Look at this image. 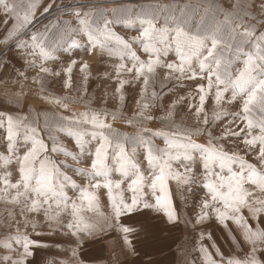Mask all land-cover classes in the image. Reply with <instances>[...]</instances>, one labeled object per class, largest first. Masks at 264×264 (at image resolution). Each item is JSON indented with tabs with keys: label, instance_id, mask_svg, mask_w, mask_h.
I'll return each instance as SVG.
<instances>
[{
	"label": "snow or ice",
	"instance_id": "6c2138e0",
	"mask_svg": "<svg viewBox=\"0 0 264 264\" xmlns=\"http://www.w3.org/2000/svg\"><path fill=\"white\" fill-rule=\"evenodd\" d=\"M35 7V4H29L21 16V5L15 0H0V12L13 19L16 25L8 32L5 42L7 43L8 37L19 41L17 48L29 67H37V54L44 61L55 60L57 50L64 45H68V50L83 48L90 54L99 48L101 52L108 50L110 54L114 52L119 56L121 63L115 69L117 76L124 71H135L136 79L143 77L142 96L154 80L157 69L166 68L162 85L172 79L193 82L207 80L206 85L202 82L196 84L199 105H190L195 108L198 119L204 113L206 97L213 89L217 105L221 104L226 93H230L227 103L232 104L239 99L241 111L233 113L222 109L211 122L204 114L203 129L175 126V130L169 132L140 128L135 136L122 134L111 123L106 122L109 115L113 120L117 118L115 113H108L106 109L59 116L52 123L45 118L44 130L52 141L51 148L41 136L39 117H14L11 114L0 117V128L6 131L7 149L11 154L3 159L11 161L15 157L19 174L15 183L11 181L10 173L6 172L0 177V183L3 184L0 192L15 191V195L5 202L20 206L21 214L43 210L44 215L52 222L51 226L66 228L76 238L77 246L84 241L81 233L94 239L108 228H119L123 233L124 245L131 247L128 239L131 229L120 224V218L124 214L138 211L142 205L143 209L163 213L166 223L175 227L179 217L168 195L167 181L175 179L178 183L188 185L189 190H192V185L200 184L206 190L207 197L201 201L196 224L208 220L211 209L224 228H228L229 220L235 223L242 231L245 242L250 245V251L246 250V259H230L227 264H264V228L250 224L248 218L242 214V209L246 208L252 220L257 224H264V171L258 170L254 164L248 163L236 153L225 152L223 146L219 145L222 139L243 137V143L250 151H255L258 146L257 159L264 166V0H235L230 10H223L215 3L165 4L159 0L139 9L90 7L82 4L71 13L78 22L76 27H72L69 21H57L56 27L49 24L43 29H36L24 40L23 33L16 29H25L32 23ZM51 7L49 5L45 11ZM221 15L223 19H218ZM136 22L139 23V35L130 40H125L113 30L116 25ZM76 36L86 39L80 41L74 38ZM133 44L142 48L148 55L147 60H142L136 54ZM170 53L175 57L171 62L167 60ZM3 55L6 53H0V56ZM125 59L131 62V67L123 62ZM238 64L241 66L237 67ZM75 65L76 61L72 60L65 70L68 77L64 82L65 87H71V74ZM39 69L41 73L50 71L43 63L39 65ZM81 71H87L86 64L81 66ZM34 82L44 90L43 79H36ZM125 83L126 81L120 80L117 88V92L121 93V100L124 99L122 89ZM151 97L153 100H160L162 93L153 91ZM63 106L68 107L67 104ZM149 107V103H142L138 117L128 118L127 123L136 128L138 118L142 121L152 119L145 111ZM226 117H231V120L224 135L213 136L209 128L217 120ZM237 120L243 121L244 127L237 126L238 130H234L231 125ZM53 128L66 130L69 136L74 137L79 151L73 154L57 147L56 137L52 134ZM256 129L259 130L258 133ZM201 133L207 134V145L192 140L193 135ZM87 136L96 141L95 146L91 144V140L86 139ZM156 137H162L166 147H156L153 143ZM21 140L25 148L22 155L18 154ZM125 145L145 148L150 184L133 159L135 149L130 154ZM51 153H62L66 160H54ZM110 154L118 165L115 169L109 166ZM67 158L75 164H68ZM81 158L90 161L88 167L76 166ZM173 163L182 166L184 171L174 169ZM197 163H201L203 167V176L200 179L193 175V166ZM63 168L71 169L86 178L87 186L77 185L62 171ZM113 171L130 180L128 189L133 193L131 203L126 202L119 191L116 195L113 194V189L119 190L122 183V180L113 181ZM145 185L150 187L154 203L142 198ZM101 186L107 189L112 215L103 225L87 224L81 213L85 210V202L88 210H92L95 200L89 188L97 189ZM69 187L79 191V204L67 195L65 189ZM257 191L260 196L256 195ZM61 210L71 217L67 224H61L59 220ZM7 215L13 217L11 211ZM109 220L115 223H109ZM200 238L204 239L203 233ZM8 240H14L23 252L20 259H13L10 255L0 257V264H25L26 258L33 255V247L46 246L29 239L27 235H20L18 227L17 235L9 236ZM6 246L10 252L15 251L10 244ZM199 251L206 264H220L203 245ZM72 255L76 257V249L72 250ZM76 264L81 262L77 260Z\"/></svg>",
	"mask_w": 264,
	"mask_h": 264
},
{
	"label": "rangeland",
	"instance_id": "374dc122",
	"mask_svg": "<svg viewBox=\"0 0 264 264\" xmlns=\"http://www.w3.org/2000/svg\"><path fill=\"white\" fill-rule=\"evenodd\" d=\"M15 2L21 5L19 10L21 16L24 8L29 4L36 5L32 23L25 29L18 27L16 29L22 32L23 39L27 40L36 29H43L49 24L56 27L57 21H69L72 27H76L78 22L71 13L82 4L90 7L139 9L141 6L155 3L156 0H15ZM159 2L165 4L170 2L180 4L215 3L223 10H230V6L235 0H159ZM49 5L52 6L51 9L45 11ZM218 19H223V16H219ZM14 27H16L14 20L0 12V53H6V55L0 56V117H6L8 114L14 117H39L41 136L49 148L52 147V141L48 137L47 131L44 130L45 118L52 123L54 118L59 116H72L74 113L93 110L99 112L106 109L108 113H115L117 117L113 120L109 115L106 117V122L111 123L113 128L122 134L135 136L140 128L169 132L174 131L175 126L203 129L205 127L203 124L204 114L211 122L222 109L233 113L241 111L239 99L232 104L227 103L230 93H226L224 100L220 105H217L214 97L215 90L213 89V92L206 97L203 106L204 113L198 119L195 108L190 107V105H199V93L196 84L202 82L206 85L207 80L193 82L172 79L162 85L161 81H164L166 68L157 69L154 80L142 96L143 77L136 79L135 71L132 73L124 71L120 76H117L115 69L121 63L119 56L114 52L110 54L108 50L101 52L99 48L90 54L83 48L68 50V45H64L57 50L55 60L44 61L37 54L35 57L37 67H29L17 48L19 41L8 37L7 43L5 42L8 32ZM113 30L125 40H130L139 35V23L119 24L114 26ZM74 38L80 41L86 39L83 36ZM70 43L69 40L68 44ZM110 47L114 46L110 45ZM132 48L142 60L148 59V55L143 52L138 44H133ZM174 59L172 53L167 57L169 62ZM72 60L76 61V65L72 69L71 87H65L64 82L68 79L65 70ZM123 62L127 67L132 66L128 59ZM41 63L50 70L49 73L40 72L39 65ZM83 64L87 65L86 72L81 71ZM236 66L240 67L241 65ZM17 73L24 75L19 76ZM56 73L59 75H55ZM85 77H87L86 83ZM36 79H43L44 90H41L40 85L34 82ZM120 80L126 81L122 89L123 100L120 99L121 93L117 92ZM153 91L162 93V98L153 100L151 97ZM57 100L60 102L58 103ZM142 103H149L150 107L145 111L152 119L142 121L138 118L136 128H133L127 123V119L133 116L138 117ZM64 104H67L68 107L65 108ZM169 112H171V116H169ZM230 120L231 117L217 120L209 128V131L212 132L213 136H223L229 127ZM237 126L244 127V122L237 120L235 124L231 125L234 130H238ZM258 131L256 129L257 133ZM52 134L56 137L57 147L73 154L79 151L75 138L69 136L66 130L53 128ZM191 138L196 143L208 144L207 134H195ZM86 139L91 140V144L95 146L96 141L90 136H87ZM153 143L158 148L166 147L162 137L154 138ZM219 145L223 146L225 152L236 153L248 163L254 164L258 170L264 171V166L257 159L258 146L255 151H250L243 143V137L240 139L234 137L222 139L219 141ZM125 147L130 154L135 149L133 159L138 163L141 172L150 184L145 148L132 145H125ZM18 148V154L22 155L25 150L22 140ZM10 155L7 149L6 131L4 128H0V177H3L6 172L10 173L11 181L15 183L19 179L15 157L11 161L3 159V157ZM51 156L54 160H66L62 153H51ZM67 163L75 164L70 158H67ZM108 163L113 169L118 167L111 154ZM89 164L90 161L81 158L80 163L76 166L83 168L88 167ZM233 167L235 169L236 166ZM173 168H179L181 172L184 171L183 167L176 163H173ZM62 171L66 172L80 187L87 186V179L76 174L73 170L63 168ZM193 175L197 179L202 178L203 167L201 163L193 166ZM111 178L113 181L122 180L120 189L114 188L113 194L116 195L119 191L124 200L131 203L133 193L128 189L130 180L122 178L116 171H113ZM167 187L168 195L179 217L178 224L175 227L167 224L163 218V213H157L152 209H143L141 205L138 211L131 214L126 213L120 218L121 226L131 229L128 233L131 247L124 245L123 233L119 228H108L105 233L94 239L88 238L86 233H81L84 241L80 246H77L76 238L71 236L66 228L51 226L52 222L44 215L43 210L21 214L20 206L5 202L12 195H15V191L0 192V197H2L0 198V257L10 255L13 259L21 258L23 249L14 240H8L9 236L17 235L18 227L20 235H27L29 239L46 245L45 247H33L31 249L33 255L26 258L25 264H76L77 260L81 264H206L203 254L199 251L201 245L220 264H227L230 259L244 260L247 258L246 250L250 251V245L245 242L242 231L231 220L227 221L228 228H224L209 209V219L202 224H196V218L200 214L201 201L207 197L206 190L202 188V185H192V190H189L188 185L172 179L167 181ZM245 187L250 186L245 185ZM2 188L3 184L0 183V189ZM65 191L71 200H75L77 204L80 203L78 190H72L69 187ZM89 191L93 192L95 196L93 208L88 210L87 202H85V210L81 215L87 224L103 225L105 220L112 215L107 189L101 186L97 189L89 188ZM256 195L260 196L261 194L257 191ZM142 198L152 203L155 202L150 187L147 185L142 189ZM9 211L13 213L11 218L7 215ZM242 214L248 218L250 224L264 228V224H257L256 221L252 220L246 208L242 209ZM59 220L61 224H67L71 217L61 210ZM109 223H115V221L109 220ZM201 233L204 235L203 240L200 238ZM8 244L15 251L10 252L6 246ZM73 249L77 250L76 257L72 255ZM5 264H10V262H5Z\"/></svg>",
	"mask_w": 264,
	"mask_h": 264
}]
</instances>
